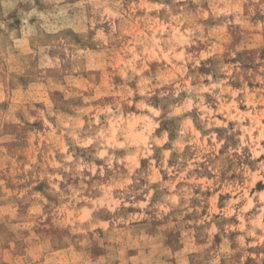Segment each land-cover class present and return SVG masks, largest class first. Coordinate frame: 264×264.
I'll use <instances>...</instances> for the list:
<instances>
[{
	"label": "rangeland",
	"instance_id": "rangeland-1",
	"mask_svg": "<svg viewBox=\"0 0 264 264\" xmlns=\"http://www.w3.org/2000/svg\"><path fill=\"white\" fill-rule=\"evenodd\" d=\"M230 2L0 0V238L26 233L36 249L51 247L44 264H79L85 253L52 237L88 217L101 237L107 224L110 240L133 246L120 249L132 264H146L141 245L161 236L176 264H226L225 241L234 251L241 222L264 224V22L211 19ZM153 76L178 95L148 137L139 105ZM168 127L162 151L146 147Z\"/></svg>",
	"mask_w": 264,
	"mask_h": 264
},
{
	"label": "clouds",
	"instance_id": "clouds-1",
	"mask_svg": "<svg viewBox=\"0 0 264 264\" xmlns=\"http://www.w3.org/2000/svg\"><path fill=\"white\" fill-rule=\"evenodd\" d=\"M26 3L35 4L36 0H24ZM42 3H48L49 0H41ZM173 5H187L189 0H171ZM193 4H200L202 0H191ZM157 11L160 10L161 6H156ZM39 15L33 8L32 12H29L28 15ZM205 15V19H208V15ZM211 19L213 20H222L228 25L235 26L241 22L251 21L252 24H255L257 20L264 22V0H233L230 2L226 8H223L222 11H217ZM251 25L245 23L244 27H250ZM264 26V25H262ZM4 25L0 24V28H3ZM195 42V41H193ZM182 59V57H178ZM198 63V61H197ZM195 67V65H194ZM131 80L132 77L127 78ZM153 87L150 90H147L141 93V103L139 107L143 110H146L147 116L146 120L150 124L149 129L147 130V136L153 137V134L161 124L168 122L173 115V108L176 103V97L178 95V90H173L171 87L164 89L160 85L164 84L165 81L155 80V77H152ZM169 84L172 81L168 82ZM157 96V100H153V96ZM127 96H130V93L126 94L125 102H127ZM98 123V122H96ZM172 131L171 127H168L167 130L161 129L159 139H151L146 143L147 148H151L152 144H155L158 149L161 151L164 148V145L168 142L169 132ZM95 129H93V133ZM96 139V137H93ZM92 140H88L87 143H92ZM97 143L99 140L97 139ZM86 147V144L84 145ZM124 144H116L114 147H124ZM106 155V154H103ZM164 157L166 158L169 153L163 152ZM259 155V153L254 152L253 157ZM71 159V157H69ZM107 166L112 167L111 160L107 161ZM68 171L67 168L64 169ZM264 177V164L260 165V172L257 175V178ZM53 196L59 192V189L53 185ZM24 193H21L23 196ZM63 195V194H61ZM257 205L261 210V215L264 216V195L260 196ZM253 208L252 202L249 200L247 204L248 209ZM38 211V209H34ZM110 211L115 212L116 208L113 207ZM88 217L81 218L80 223L73 224L72 221H65L56 225L58 231L52 237V246L53 247H67L69 239L72 244L77 248L81 249L85 255L83 257H77L79 264H86L89 261V256L87 253H92L91 261H95V264H132V261H128L126 256L121 254L120 249L123 247L125 251L132 250L133 246L127 243L116 242L113 238L109 239V225H103L105 232L103 237L97 232L94 231V223H83L84 220H87ZM34 227L41 228L43 227L42 217L34 218ZM27 227V226H25ZM63 229H68L70 235H65ZM51 230V229H47ZM219 231L216 227L211 228V234H215ZM230 231V229H225V232ZM241 235L238 242L234 245V251L228 250V241H225L224 252L221 253V256L226 261V264H231L232 261H235V264H264V224L252 227V230H249L245 223L242 221L240 224ZM115 234H113L114 237ZM167 239L164 236L158 238L154 247H148L146 245H141L143 255L141 260H144L146 264H176L177 258L173 256L172 252L169 251L167 247L163 246L164 240ZM253 240V244L246 243L247 240ZM37 241L30 240L26 233H21L19 231H14L12 238L9 240L7 238H0V264H6L3 259L4 253L3 249L7 248L8 252L11 253V260L7 264H17L16 257L21 256L23 259L19 264H44V257L51 256V247L45 246L43 251H40L35 248ZM172 248L177 247L175 243L171 244ZM28 249V251H26ZM140 250V249H135ZM254 253H258L254 255ZM102 255L104 258L102 261L97 260L96 257ZM220 258L217 257L214 260L209 258L201 257L195 259L193 264H219Z\"/></svg>",
	"mask_w": 264,
	"mask_h": 264
}]
</instances>
